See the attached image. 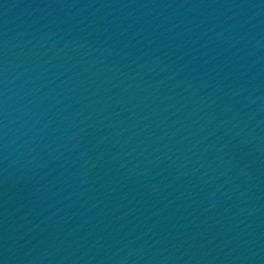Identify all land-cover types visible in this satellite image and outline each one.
I'll use <instances>...</instances> for the list:
<instances>
[{"label": "water", "instance_id": "water-1", "mask_svg": "<svg viewBox=\"0 0 264 264\" xmlns=\"http://www.w3.org/2000/svg\"><path fill=\"white\" fill-rule=\"evenodd\" d=\"M0 264H264V55L168 0H0Z\"/></svg>", "mask_w": 264, "mask_h": 264}]
</instances>
